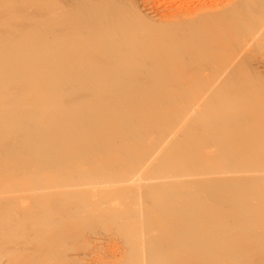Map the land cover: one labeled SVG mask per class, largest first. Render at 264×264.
I'll return each mask as SVG.
<instances>
[{
	"label": "bare ground",
	"instance_id": "1",
	"mask_svg": "<svg viewBox=\"0 0 264 264\" xmlns=\"http://www.w3.org/2000/svg\"><path fill=\"white\" fill-rule=\"evenodd\" d=\"M136 1L0 0V175L14 166L2 161L11 159L14 144L49 143L55 157L66 158L60 171L72 172L82 186L147 190L156 207L149 218L152 264H225L233 251L229 239L241 252L257 254L264 249V227L246 235L252 238H233L224 230L231 221L264 223V213H249L229 193L247 192L251 186L242 175L264 170V77L255 65L230 63V56L222 64L216 56L205 61L192 53L200 45H245L234 43L226 30L245 9L231 4L239 0H208L186 12L178 4L184 11L171 14L174 3L185 0H163L165 14L147 18ZM249 3V16L263 22L264 0ZM167 14L173 17L166 20ZM191 49L186 60L171 61ZM202 90L232 98L217 120L192 124L149 177L138 178L149 139L159 141L172 123L158 121L156 107H130L131 98ZM248 92L255 96L245 98ZM208 148L214 149L206 152L211 157L201 156ZM196 161L204 162L202 171H189ZM209 223L212 228H199Z\"/></svg>",
	"mask_w": 264,
	"mask_h": 264
},
{
	"label": "rangeland",
	"instance_id": "2",
	"mask_svg": "<svg viewBox=\"0 0 264 264\" xmlns=\"http://www.w3.org/2000/svg\"><path fill=\"white\" fill-rule=\"evenodd\" d=\"M147 1L137 0L135 2H138L136 6L137 8L140 7L138 10L141 11L142 16L147 17L148 15L147 18H149L156 16L157 13L158 15L165 14L166 5L164 6L163 0ZM185 1L186 3H184ZM185 1H181V4L178 1V3L175 2L170 13H182L188 8V10L198 9L195 7H201L208 0ZM210 1L218 4L230 3L235 0H209L207 4H210ZM251 1L255 0H239V4L238 2L231 3L232 5H239L238 10L244 7L242 9H245V13L243 12V17L236 15L226 29L227 34L230 33L233 36V40L234 38L237 39L234 43L246 42L245 45H200L192 53L199 55L198 57H201V60L205 59V61L216 56L218 58L216 61L222 64L230 56L231 59H228L230 63L255 65L254 67L259 68L264 77V19L263 22L259 23L258 17L249 16L247 13L249 6L254 7L253 4L249 3ZM178 4L183 6L184 10H181V7L178 8ZM157 7L161 8L158 10L160 12L157 11L153 14L154 10L158 9ZM170 15L166 20L173 17ZM253 24L257 25L253 28ZM252 30L254 32L249 34ZM191 51L192 49L186 53L173 56L171 61L182 62L186 60ZM235 53L236 57L234 56ZM257 63H261V66ZM257 68L256 70H258ZM94 75L97 76L99 73H94ZM67 86L73 85L67 84ZM211 92L202 90L184 96L172 91L156 96L147 95L131 98L130 107H138L139 109L144 107L155 109L156 107L157 120L167 119V121L171 120L172 123L164 136H158L159 141L149 139L151 142L150 151L144 157L145 166L138 178L147 179L149 170L157 164L162 153L166 152L177 140L184 138L183 136L188 134L189 128L193 127L192 124L212 123L220 117L223 108L227 106L226 102L232 96ZM253 96H255V92H248L245 98ZM142 98L146 100L145 105L141 103ZM218 98L219 100H216ZM200 101L203 104L205 102V109ZM210 102L212 105L215 104L214 107L219 104L217 116L216 107L207 106ZM207 108L215 109V113H210L209 109L206 112ZM220 109L222 110L220 111ZM204 112L209 114V116L206 115L209 118L202 117L201 113L204 114ZM198 117L200 118L199 121L202 120L201 122L198 121ZM188 120L193 123L188 122ZM24 142L22 145L16 143L12 146V154L9 156L11 159L3 158L5 160H2H9L14 166L9 167L10 170L0 175V264L155 263L152 255L155 231L150 229L149 218L156 207H153V200L146 189L134 191L126 185L82 186L78 184V177L72 175V172L60 171V168L66 163V158L60 155L55 157L53 147L49 143L30 139ZM213 150V148H208L203 151L204 154L201 156L209 158L211 157L210 153L206 154V152ZM7 153L9 152L7 151ZM203 163L196 161L188 170L200 172ZM51 165L53 166L50 167ZM0 168L5 167L0 166ZM251 168L256 169L255 165H252ZM84 171H86V167L83 168L82 173ZM234 176L230 175L229 178ZM242 177H245V184H250V190L248 189L246 192L244 189L234 188L229 193L236 204L241 208H246L248 212L250 210L249 213H264V170L252 171L243 174ZM189 179H197V177H190ZM122 193H126L130 198L120 197ZM204 196H208V194H204ZM243 196L246 198L244 199ZM245 223L238 224L231 221L228 230L224 231L233 238H252L246 235L251 234L252 231L257 235L258 230L264 227V223L259 225L252 222ZM209 226L210 223L199 228L207 229ZM229 242L230 247L233 246V251L231 250L227 256L225 255V264H264V249L257 254L247 255L241 252L240 245L236 244L237 241L229 239ZM214 256H219V254Z\"/></svg>",
	"mask_w": 264,
	"mask_h": 264
}]
</instances>
